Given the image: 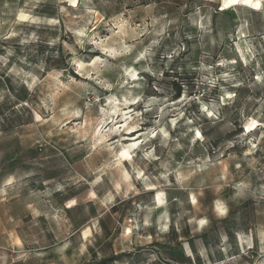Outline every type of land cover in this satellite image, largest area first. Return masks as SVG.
Segmentation results:
<instances>
[{
  "label": "rangeland",
  "instance_id": "obj_1",
  "mask_svg": "<svg viewBox=\"0 0 264 264\" xmlns=\"http://www.w3.org/2000/svg\"><path fill=\"white\" fill-rule=\"evenodd\" d=\"M0 264H264V0H0Z\"/></svg>",
  "mask_w": 264,
  "mask_h": 264
},
{
  "label": "bare ground",
  "instance_id": "obj_2",
  "mask_svg": "<svg viewBox=\"0 0 264 264\" xmlns=\"http://www.w3.org/2000/svg\"><path fill=\"white\" fill-rule=\"evenodd\" d=\"M157 198H158L159 204L161 205L163 203V198L160 195H158Z\"/></svg>",
  "mask_w": 264,
  "mask_h": 264
},
{
  "label": "snow or ice",
  "instance_id": "obj_3",
  "mask_svg": "<svg viewBox=\"0 0 264 264\" xmlns=\"http://www.w3.org/2000/svg\"><path fill=\"white\" fill-rule=\"evenodd\" d=\"M24 18H26V17H24ZM209 115H211V113H209ZM72 203L74 204V203H75V201H73Z\"/></svg>",
  "mask_w": 264,
  "mask_h": 264
}]
</instances>
